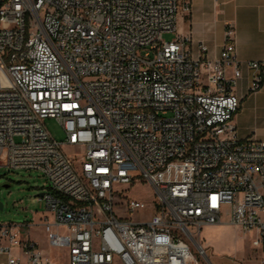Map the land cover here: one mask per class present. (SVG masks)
Here are the masks:
<instances>
[{"label": "built area", "instance_id": "obj_1", "mask_svg": "<svg viewBox=\"0 0 264 264\" xmlns=\"http://www.w3.org/2000/svg\"><path fill=\"white\" fill-rule=\"evenodd\" d=\"M181 11L189 0H0V159L46 177L49 244L68 251L54 262L0 225L5 264H201L191 241L224 224L264 254V141L236 133L235 27L218 57L194 56ZM249 67L260 90L264 59ZM144 183L151 200L126 193Z\"/></svg>", "mask_w": 264, "mask_h": 264}, {"label": "crops", "instance_id": "obj_2", "mask_svg": "<svg viewBox=\"0 0 264 264\" xmlns=\"http://www.w3.org/2000/svg\"><path fill=\"white\" fill-rule=\"evenodd\" d=\"M189 2L191 12L179 13L177 34L192 36L191 49L194 56L200 54L199 45L204 43L208 46L207 56L218 57L225 44L227 28L230 25L235 27L237 53L242 69V76L234 89L241 98L240 109L234 117L236 133L241 139L253 138L264 141V84L260 90H251L254 70L249 67L250 62L264 59V0H189ZM228 75L232 77V69H229ZM53 219L54 216L49 209L43 213H36L33 222L29 224V229L20 228L22 239L38 244V240L32 238V228L37 227L47 231L46 223L52 222ZM59 231L64 232L63 229ZM48 235L47 231L49 242ZM242 235L244 239L251 236V241L242 246H234L229 252H219L216 258L212 261L208 259V262L210 264H262L264 254L252 245V239L256 234ZM13 252L17 254L19 250L14 248ZM43 252L45 253L44 250ZM67 256L68 251L66 260ZM7 260L8 255H0V264H5Z\"/></svg>", "mask_w": 264, "mask_h": 264}, {"label": "rangeland", "instance_id": "obj_3", "mask_svg": "<svg viewBox=\"0 0 264 264\" xmlns=\"http://www.w3.org/2000/svg\"><path fill=\"white\" fill-rule=\"evenodd\" d=\"M174 34H165L164 39L171 41ZM4 74L0 75L2 79ZM3 84L4 81H3ZM6 85V84H5ZM46 126L57 141L65 142V133L56 119H46ZM68 154H72V149L64 147ZM4 159H0V225L17 224L21 227L30 228L36 213H43L48 210L47 201L40 197L41 193H51L48 180L38 170H14L4 166ZM132 197H138L149 201L153 198L154 190L148 183L132 187L127 190ZM150 210L136 213L134 219L143 216L148 217ZM23 228V230H24ZM32 238L38 240V244L50 256L54 262H65L67 250L60 247H51L47 239V231H42L37 227L32 228ZM62 231V230H61ZM251 241L243 238L239 230L231 225H217L204 227L200 235H196L191 241L194 256L201 264H210L217 257L219 252H229L234 246H242ZM62 260V261H61Z\"/></svg>", "mask_w": 264, "mask_h": 264}, {"label": "water", "instance_id": "obj_4", "mask_svg": "<svg viewBox=\"0 0 264 264\" xmlns=\"http://www.w3.org/2000/svg\"><path fill=\"white\" fill-rule=\"evenodd\" d=\"M45 193H41L39 194L40 197H44ZM2 206L1 202H0V207Z\"/></svg>", "mask_w": 264, "mask_h": 264}]
</instances>
